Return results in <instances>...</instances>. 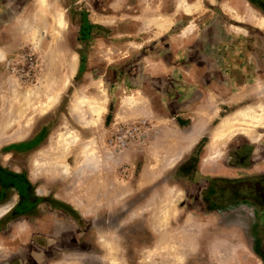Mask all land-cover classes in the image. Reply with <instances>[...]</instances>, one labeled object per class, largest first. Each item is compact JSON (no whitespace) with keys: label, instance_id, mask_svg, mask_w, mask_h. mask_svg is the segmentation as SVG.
Wrapping results in <instances>:
<instances>
[{"label":"rangeland","instance_id":"rangeland-1","mask_svg":"<svg viewBox=\"0 0 264 264\" xmlns=\"http://www.w3.org/2000/svg\"><path fill=\"white\" fill-rule=\"evenodd\" d=\"M263 120L264 0H0V264H264Z\"/></svg>","mask_w":264,"mask_h":264},{"label":"bare ground","instance_id":"bare-ground-1","mask_svg":"<svg viewBox=\"0 0 264 264\" xmlns=\"http://www.w3.org/2000/svg\"><path fill=\"white\" fill-rule=\"evenodd\" d=\"M82 97H83V96H82ZM50 100H51V98H50ZM75 102H76V101H75ZM77 102H79V101H77ZM77 102H76V103H77ZM99 103H101V102H99ZM90 106H91V105H90ZM99 106H100V105H99ZM76 107H77V106H76ZM92 108H93V109H96L95 107H92ZM90 109H91V108H90ZM101 109H102V108H101ZM74 110H75V109H74ZM99 110H100V109H99ZM243 112H244V110H243ZM96 113H100V112L97 111ZM248 113H249V112H248ZM240 114H241V113H240ZM250 115H251V114H250ZM252 115H253V114H252ZM81 117H82V116H81ZM233 117H234V116H233ZM246 117H248V116H246ZM249 117H250V116H249ZM244 118H245V117H244ZM81 120H82V119H81ZM84 121H85V120H84ZM263 121H264V120H263ZM234 122H235V121H234ZM259 122H260V121H257V122L255 121L256 124H258ZM248 123H249V122H248ZM249 124H250V123H249ZM262 125H263V124H262ZM223 126L226 127V126H227V123L224 122ZM225 127H224V128H225ZM65 136H66V135H65ZM69 137H70V136H67L66 138L63 137V138H64V141L68 142V141H69ZM216 137H217V135H216ZM217 138H218V137H217ZM85 148H86V147H85ZM90 159H91V158H90ZM35 161H36V160H35ZM41 161H42V160H41ZM56 161H57V160H56ZM42 162H44V161H42ZM46 165H47V164H46ZM56 165H57V164H56ZM56 165H55V166H56ZM34 166H35V164H34ZM63 170H64V169H63ZM64 172H65V170H64ZM6 210H7V209H6ZM5 212H6V211H5ZM5 212H4V213H5ZM1 213H2V212H1ZM0 215H1V214H0Z\"/></svg>","mask_w":264,"mask_h":264}]
</instances>
